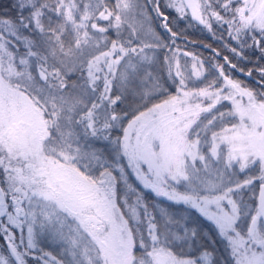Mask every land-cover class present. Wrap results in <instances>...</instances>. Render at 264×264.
I'll return each instance as SVG.
<instances>
[{
    "label": "snow or ice",
    "instance_id": "obj_1",
    "mask_svg": "<svg viewBox=\"0 0 264 264\" xmlns=\"http://www.w3.org/2000/svg\"><path fill=\"white\" fill-rule=\"evenodd\" d=\"M166 6L213 36L226 26L236 57L264 59V0ZM178 38L160 0H10L0 11V264H221L189 209L231 264H264V66L252 88L228 56L206 69ZM129 169L169 204L149 203ZM255 181L253 206L239 194Z\"/></svg>",
    "mask_w": 264,
    "mask_h": 264
},
{
    "label": "trees",
    "instance_id": "obj_2",
    "mask_svg": "<svg viewBox=\"0 0 264 264\" xmlns=\"http://www.w3.org/2000/svg\"><path fill=\"white\" fill-rule=\"evenodd\" d=\"M10 0H0V11L7 12L8 11V5ZM167 4L160 0V11L166 13L168 17L169 27L172 28L175 32L178 33V35H185L188 37L189 41H186L185 39L179 38L176 40L175 45L173 47L178 46L180 49L192 51L199 57H204L205 61V68H209L211 64L217 63L223 56H228L229 60L232 61V63L237 64V69H244V71H247L249 69H252V75L248 76L245 75L243 72H238L236 70L231 71V76L235 79H238L242 81L244 84L248 85L249 87L255 88L256 87V81L260 79L258 72L256 69L260 66H264V59H260V52L258 50H251L247 49L244 51V56L247 57V59H240L239 57H236L233 53L230 52L228 47H225V45H229L231 47H236V41L232 40L231 37L228 36L226 26L221 27L217 24H213V31L215 32V36L211 32H209L203 25H198L196 23L190 24L187 22H184L180 25L174 24L173 22V15L171 12V7H167ZM149 12L151 13L152 19H151V27L153 30L160 34L161 36L167 38L168 33L165 32V30L160 25V18H158L155 14V12H152L151 7L149 8ZM12 15H15V12L11 13ZM205 31L209 32V36L204 37L203 33ZM110 35L114 37L113 33H109ZM143 39H146L145 37H142ZM191 38H194L191 39ZM148 39H146V42H150ZM170 42V41H169ZM201 44H204L206 47H203ZM209 47H213L214 50H216L219 53V56H216L215 52L213 50H210ZM22 49V48H21ZM168 53L167 49L161 50L157 53V55L160 57L161 61L163 60V56ZM218 63H224L222 60ZM226 71L228 69L226 68ZM162 74L166 76V72L162 71ZM75 79V76L72 77ZM170 83V82H169ZM169 91L174 92L175 88L170 87ZM223 110V109H221ZM126 123V122H125ZM121 133H114V135H119ZM243 174L240 175V179H243ZM128 179L129 181L135 185L137 188L142 189V185L139 184V182L133 177L130 170H128ZM259 182L255 181L254 185L245 188L242 193V197L244 199H248L251 202H255V196H253V192L256 191L257 184ZM143 190V189H142ZM144 195L147 197L148 202H157L164 205L169 204L168 201L164 200L163 198H155L153 194L147 190H143ZM180 211H183L184 206H176ZM190 221H195L202 230H204L207 233V237L204 240V243L208 244L210 249L215 248V258L221 262V264H231V257L229 255V251L225 247V242L217 235L216 229L213 227V225L207 221L205 218L199 215L198 212L195 210L189 209L188 213ZM211 241H215V243H211ZM0 243L3 246V238L0 236Z\"/></svg>",
    "mask_w": 264,
    "mask_h": 264
},
{
    "label": "rangeland",
    "instance_id": "obj_3",
    "mask_svg": "<svg viewBox=\"0 0 264 264\" xmlns=\"http://www.w3.org/2000/svg\"><path fill=\"white\" fill-rule=\"evenodd\" d=\"M166 4H168V2H169V0H163ZM174 9V8H173ZM179 15V14H178ZM161 25V24H160ZM146 39H148L149 41H150V38H148V37H145ZM145 39V40H146ZM147 40V41H148ZM213 48V47H212ZM214 49V48H213ZM181 50V53H183V52H189V53H193L192 51H188V50H184V49H180ZM21 51H23V49H21ZM217 52V51H216ZM193 54H195V53H193ZM196 55V54H195ZM198 56V55H197ZM179 59H180V63L182 64V65H187L189 68L191 67V64H192V58H191V56H188V57H185V56H183V55H180V57H179ZM200 59H202V60H204V57H201L200 56ZM223 59L221 58L220 59V61L219 60H217L218 62H221ZM239 70V69H238ZM237 70V71H238ZM238 72H241V71H238ZM245 71H243V73H244ZM247 72V71H246ZM245 74V73H244ZM235 79V78H234ZM191 86H202V85H195V84H190V87ZM175 92V91H174ZM173 92V93H174ZM130 170V169H129ZM130 172H131V170H130ZM132 173V172H131ZM133 175V174H132ZM133 177L135 178V176L133 175ZM255 193H256V191H255ZM239 195H241V194H239ZM234 198H236V197H234ZM243 200L246 202V203H248V204H251V205H253V206H255L256 205V196H255V202L253 203V202H251V201H249L248 199H244L243 198ZM16 231V234H17V236H19V230L17 229V230H15ZM2 246V245H1ZM41 247H43L44 248V250L45 251H48V252H51L53 255H57L58 253H59V251H60V249L55 245V244H53V243H51V242H44V243H42L41 245H40ZM31 260V259H30ZM31 261H33V263L34 264H36V262L34 261V260H31Z\"/></svg>",
    "mask_w": 264,
    "mask_h": 264
},
{
    "label": "flooded vegetation",
    "instance_id": "obj_4",
    "mask_svg": "<svg viewBox=\"0 0 264 264\" xmlns=\"http://www.w3.org/2000/svg\"><path fill=\"white\" fill-rule=\"evenodd\" d=\"M171 12H172V15H173V22H174V24H177V25H180V24H182V23H184V22H187L188 21V23H190V24H193V23H196V24H198V25H200L199 23H197L196 21H194L191 17H190V15H188V16H186V17H184V18H181L179 15H178V13L175 11V9H171ZM164 13V12H163ZM165 15H166V13H164ZM167 16V15H166ZM161 24V23H160ZM162 27V26H161ZM174 31V30H173ZM175 32V31H174ZM203 35H204V37H207V36H209V32L208 31H205L204 33H203ZM178 36H183V37H181V38H183V39H185L186 41H189V39H188V37L187 36H185V35H178ZM191 39H193L194 40V38H191ZM203 47H206L204 44H201ZM210 48V50H213V49H211V47H209ZM238 70V69H237ZM239 71V70H238ZM4 244H5V241L3 240V246H4ZM0 246H1V243H0ZM29 264H34L33 263V261H31V260H29Z\"/></svg>",
    "mask_w": 264,
    "mask_h": 264
},
{
    "label": "water",
    "instance_id": "obj_5",
    "mask_svg": "<svg viewBox=\"0 0 264 264\" xmlns=\"http://www.w3.org/2000/svg\"><path fill=\"white\" fill-rule=\"evenodd\" d=\"M191 17V16H190ZM195 21V20H194ZM197 22V21H196ZM160 23H161V26H162V23H163V21L160 19ZM198 23V22H197ZM163 28V27H162ZM180 37H183V36H180ZM211 49H213L212 47H211ZM245 73V75H247V72L245 71L244 72ZM258 191H259V183L257 184V188H256V204L258 203V200H257V196H258Z\"/></svg>",
    "mask_w": 264,
    "mask_h": 264
}]
</instances>
